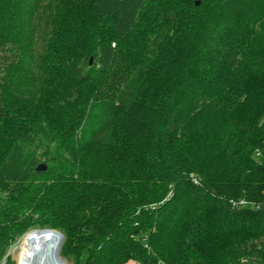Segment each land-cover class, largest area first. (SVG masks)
<instances>
[{
  "label": "trees",
  "instance_id": "16d2710c",
  "mask_svg": "<svg viewBox=\"0 0 264 264\" xmlns=\"http://www.w3.org/2000/svg\"><path fill=\"white\" fill-rule=\"evenodd\" d=\"M46 228L68 264H264V0H0V260Z\"/></svg>",
  "mask_w": 264,
  "mask_h": 264
},
{
  "label": "bare ground",
  "instance_id": "6f19581e",
  "mask_svg": "<svg viewBox=\"0 0 264 264\" xmlns=\"http://www.w3.org/2000/svg\"><path fill=\"white\" fill-rule=\"evenodd\" d=\"M62 236L53 230H40L31 239L22 264H66L59 256Z\"/></svg>",
  "mask_w": 264,
  "mask_h": 264
},
{
  "label": "rangeland",
  "instance_id": "374dc122",
  "mask_svg": "<svg viewBox=\"0 0 264 264\" xmlns=\"http://www.w3.org/2000/svg\"><path fill=\"white\" fill-rule=\"evenodd\" d=\"M30 232H32V230L25 233L15 244L10 246L6 257H4V259L0 260V264H9V263L10 264H22V261H23L22 253H23L24 248H25V240L28 237V234ZM60 248H61V246H60ZM27 251H28V247H27ZM61 259H63L64 261L67 262V260L64 259L62 256H61ZM66 264H68V262Z\"/></svg>",
  "mask_w": 264,
  "mask_h": 264
},
{
  "label": "water",
  "instance_id": "95a60500",
  "mask_svg": "<svg viewBox=\"0 0 264 264\" xmlns=\"http://www.w3.org/2000/svg\"><path fill=\"white\" fill-rule=\"evenodd\" d=\"M37 169H38L39 171H45V170L47 169V165L44 164V163H41V164L37 167ZM63 239H64V235L62 234V242H63ZM59 256H60V250H59ZM60 257H61V256H60Z\"/></svg>",
  "mask_w": 264,
  "mask_h": 264
},
{
  "label": "built area",
  "instance_id": "2783aa9c",
  "mask_svg": "<svg viewBox=\"0 0 264 264\" xmlns=\"http://www.w3.org/2000/svg\"><path fill=\"white\" fill-rule=\"evenodd\" d=\"M35 230H53V231H57L61 234L62 236V233L59 231V230H56V229H49V228H46V229H35ZM33 231V230H32ZM66 262V261H65ZM67 263V262H66Z\"/></svg>",
  "mask_w": 264,
  "mask_h": 264
},
{
  "label": "crops",
  "instance_id": "0c3cea01",
  "mask_svg": "<svg viewBox=\"0 0 264 264\" xmlns=\"http://www.w3.org/2000/svg\"><path fill=\"white\" fill-rule=\"evenodd\" d=\"M125 264H138L137 262H135L134 260H129L128 262H126Z\"/></svg>",
  "mask_w": 264,
  "mask_h": 264
}]
</instances>
